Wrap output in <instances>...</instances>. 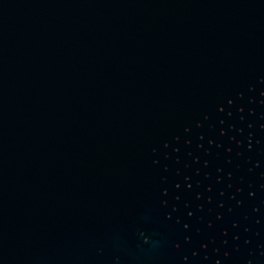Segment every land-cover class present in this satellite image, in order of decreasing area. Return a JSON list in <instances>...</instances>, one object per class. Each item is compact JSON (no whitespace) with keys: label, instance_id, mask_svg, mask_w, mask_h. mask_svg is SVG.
<instances>
[{"label":"water","instance_id":"obj_1","mask_svg":"<svg viewBox=\"0 0 264 264\" xmlns=\"http://www.w3.org/2000/svg\"><path fill=\"white\" fill-rule=\"evenodd\" d=\"M0 264H264V0H0Z\"/></svg>","mask_w":264,"mask_h":264}]
</instances>
